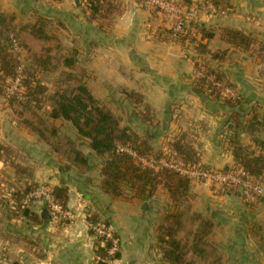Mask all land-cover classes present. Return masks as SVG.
<instances>
[{
	"label": "crops",
	"instance_id": "0c3cea01",
	"mask_svg": "<svg viewBox=\"0 0 264 264\" xmlns=\"http://www.w3.org/2000/svg\"><path fill=\"white\" fill-rule=\"evenodd\" d=\"M73 1L78 8L81 1ZM187 1L199 6L200 13L190 24L188 38L179 42L167 32L168 17L140 1L126 0L125 13L113 20L108 38L100 41L103 36L99 35L91 40V81L87 85L107 108L124 111L127 125L137 121L140 135L148 138L154 152L170 153V144L185 135L205 166L223 170L235 165L228 139L237 119L245 126L251 116L258 115L255 133L264 140V0ZM20 4L19 0H0V11L22 16L33 14L36 8L21 9ZM75 12L66 9L68 22L64 23L78 31L87 21L78 9ZM225 29L245 34L250 42L236 47L229 44L222 36ZM199 64L230 83L241 105L231 108L223 101L227 98L223 92L219 100L198 87L196 80L203 77L196 72ZM134 94L143 102L137 103L131 97ZM63 124L69 127L56 122L59 127ZM241 141L251 144L250 133L242 131ZM0 142L15 151L17 165L33 172L39 188L68 186L66 209L74 216L59 219L43 201L29 203L28 197L19 209L13 195L24 191L30 180L0 160V264H96V237L89 229L88 215L105 221L119 240L120 258L109 264H169L158 243V227L172 209L163 189L147 200L106 195L100 187L101 166L95 172L89 169L92 164L87 172L82 167L67 170L69 163L63 155L24 128L18 110L5 98L0 99ZM217 189L200 182L191 184L190 210L214 225L202 253L196 255L197 264H264V197L246 204L238 193ZM27 205L30 211L26 214ZM186 217L192 231L180 237L190 259L199 224Z\"/></svg>",
	"mask_w": 264,
	"mask_h": 264
},
{
	"label": "trees",
	"instance_id": "16d2710c",
	"mask_svg": "<svg viewBox=\"0 0 264 264\" xmlns=\"http://www.w3.org/2000/svg\"><path fill=\"white\" fill-rule=\"evenodd\" d=\"M176 3L187 8L193 6L187 0L176 1ZM87 5L88 16L92 20H115L125 13V5L120 3V0H88ZM150 8L155 12H160L156 8ZM188 30L176 41L186 40ZM21 32H27L36 40H50V35L46 32L41 19L33 24L17 26L14 14L0 11V99L9 100L11 106L19 102L23 105V110L31 109L34 105L30 111L32 116L25 117L23 111L18 112L20 124L47 141L54 151L63 155L69 163L66 167L67 170L90 166L88 156L82 151V147L86 144L95 157L100 161L103 160L100 165L102 178L100 187L106 195L112 198H124L127 191H131L135 198L147 200L152 198L159 189H163L168 195L172 207L158 227V243L164 251L163 259L169 264H197L196 255L202 253V245L207 242L214 225L202 215L194 214L195 219L193 220H196L199 226L194 233V256L188 259L185 256L187 247L180 236L184 232L187 222L186 211L190 209L187 199L192 180L170 169L155 171L143 166L136 157L119 151L118 147L124 146L148 159L158 160L160 157L166 156L164 153L152 152L147 137L137 134L127 126H122L119 116L95 99L87 84L81 83L69 91L57 89L52 93L39 83H35L33 86L28 81L30 76L28 77L26 73V67H23L20 52H13L11 46L13 37L18 41L21 50ZM222 36L225 41L235 47L246 46L251 39L239 31L230 29L223 30ZM206 37L208 36L205 35L204 38ZM48 62V57H36L37 68L46 69ZM73 62L72 59L66 61L65 65L68 70L74 68ZM19 68H22L21 74ZM196 72L203 73V77L196 80L197 86L207 89L216 99H222L225 87L233 89L230 83L225 82L219 74L212 72L203 64L197 65ZM19 75H21L19 89L12 97H9L7 91ZM63 76L72 78L73 74L67 71L63 72ZM216 83L221 86H217ZM131 97L137 103L143 102L140 95L134 94ZM223 101L231 108L241 105L238 96L235 99L224 98ZM40 104L44 108L39 106ZM47 106L50 107V110H46ZM43 111L45 114H42ZM147 115L149 116V113ZM261 120L264 121V116ZM57 121L68 124L72 135H65L67 133L62 132L64 124L59 127L56 125ZM259 123L256 114L250 117L245 126L240 123V120H236L234 129L229 131L231 135L228 139L235 165L224 168V171H228L230 168L242 169L254 181L264 182V140L258 139L255 133L256 125ZM242 131L250 133L251 144L247 145L241 141ZM253 147L259 148L260 152L257 153ZM14 157L15 151L0 142V160L10 163L17 175L25 176L30 180L24 191H17L13 195L18 208L21 209L27 197L29 203L37 199L31 197V194L39 186L33 180V172L26 167L17 165ZM168 157L181 162L185 167L207 169L201 162L198 151L187 142L185 135L170 144ZM229 188L230 191L236 189ZM52 196L62 208L66 209L70 199L69 187L65 184L54 187ZM28 205L23 209L26 214L30 211ZM88 220L99 223L94 215H88ZM104 225L109 228L106 224ZM96 247V264H109L110 261L120 258L118 251L114 255H109L111 243L103 238L96 237Z\"/></svg>",
	"mask_w": 264,
	"mask_h": 264
},
{
	"label": "rangeland",
	"instance_id": "374dc122",
	"mask_svg": "<svg viewBox=\"0 0 264 264\" xmlns=\"http://www.w3.org/2000/svg\"><path fill=\"white\" fill-rule=\"evenodd\" d=\"M19 1L22 3L19 5L21 9L27 10L29 7H31V5L36 8L34 10L35 12L33 11V14L30 15L27 14V12L22 16L21 15L18 16L17 14L13 13L16 16L17 26H26L30 23L33 24L34 22L41 19L42 23L46 28V32L50 35V40L42 41V40L34 39L27 32H21L20 39L22 41V48L19 52H20V58L23 63V67L24 68L26 67L27 70L26 73L28 77L30 76V79L28 78L29 80L28 79L27 80L31 82L33 86L35 83L41 84L51 93L56 91L57 89L60 90L65 89L69 91L74 87L79 86L81 83L89 84V82L91 81V72H90L91 69L89 65V58L91 56V49L93 45L91 40L93 36L95 39H98V36L100 35L103 37L99 38V40L105 41L106 38H108L107 35L111 34L113 20L90 19L88 16V5H87L88 0H79L81 1V3L80 6H78V8L75 7V3L73 0H67L68 3L65 0H36V1L33 0V2L31 1L26 2V0H24V2L22 0ZM125 1L126 0H120V3H123L125 5ZM174 1L179 2L181 0H174ZM20 8L17 10L19 11ZM44 8H50L49 9L50 11L48 12ZM65 8L68 9L74 15L76 14L75 12L76 9H78L80 12L78 14L80 15L84 14L83 17L84 20L87 21V23L85 24V26H82L81 30L77 31L76 26H72V25L70 26L69 24L68 26H66L68 20L65 18V16L67 15L65 13L66 10ZM64 22H66V24ZM171 25H172V20H171ZM167 32H170L171 34L170 29ZM38 56L46 57V58L48 57L49 62L47 63L46 69H43L42 67L40 68L36 67L37 66L36 57ZM68 59L74 60L73 62L74 68L73 69L71 68V70L73 71H71L70 69L68 70L65 65ZM67 71L73 74L72 78H66L63 76V72H67ZM43 103L44 101L42 102V104ZM42 104H40L39 106L44 108ZM22 106H23L22 104L17 102L16 104H14V109H17L18 112L23 111L25 117L33 115L30 111L32 110V108H34V105L31 107V109L28 108L27 110L25 109L23 110ZM46 110L49 109L46 108ZM42 114H45V111H43ZM116 114L119 116L122 126L124 127L127 126L140 135L141 130L137 121H135L134 124H132V126H129L127 125L124 111L116 112ZM133 116H137V115H133ZM68 128L69 127L63 128L64 129L63 133H67L65 135L71 134V130ZM61 136L63 137V135ZM82 151L84 152L85 155L88 156L90 161L89 163L92 164L93 168H89V167L88 168L93 169L91 171L95 172L94 170L95 167L100 166L102 162L100 161V159L95 157L90 152V149L86 144L82 147ZM153 151L154 149L152 148V152ZM164 154L166 156H169L170 153H164ZM206 168L209 170H217V169L209 168L207 166ZM84 169H86V172L88 171L87 168ZM200 183L207 184L214 189L218 188L217 190L219 191L221 189L225 191H230L229 187L205 183V182H200ZM158 191L155 193L154 196L157 195ZM231 191H234L236 194L239 192L238 189L235 190L232 189ZM238 194L240 195L241 199L244 201L240 192ZM129 198H135V196L131 191H127V194L125 195L124 198H118V199H129ZM164 200L165 198H163L162 203H165ZM168 201L170 202L169 198ZM186 212H187L186 215L189 218H192V220L195 219L194 216L195 213H192L190 209L187 210ZM97 222L101 224H106L105 221L98 219ZM191 225H192L191 220L187 219V222L185 223L184 231H188V230L192 231Z\"/></svg>",
	"mask_w": 264,
	"mask_h": 264
},
{
	"label": "built area",
	"instance_id": "2783aa9c",
	"mask_svg": "<svg viewBox=\"0 0 264 264\" xmlns=\"http://www.w3.org/2000/svg\"><path fill=\"white\" fill-rule=\"evenodd\" d=\"M147 6L158 9L161 13L172 20L170 28L171 37L176 40L181 35L185 34L190 24L195 21L200 13V7L193 5L191 7H183L178 5L174 0H141ZM12 50L15 53L20 51L19 43L12 37ZM22 68H19L21 74ZM21 82V75H19L8 89L7 93L9 97H12L15 92L18 91ZM217 86H221L216 83ZM224 95L227 98L235 99L237 97L236 92L225 87L223 90ZM118 150L126 152L137 158L138 162L143 166L159 171L162 169L173 170L183 176H186L192 180V182H205L210 184H216L220 186H227L236 188L239 190L242 198L247 204H255L264 197V186L261 182H256L242 169L230 168L228 171L224 170H209L201 168L185 167L181 162L174 160L168 156L160 157L158 160L148 159L144 156H139L134 150L129 147L119 146ZM31 197L37 198L43 201L49 212L61 219H72L74 216L68 210L62 208L52 196V190L49 188L40 187L31 194ZM88 226L93 235L97 238H103L111 243L109 250L110 255H114L119 247V240L115 237L110 228H107L104 224L88 222Z\"/></svg>",
	"mask_w": 264,
	"mask_h": 264
},
{
	"label": "water",
	"instance_id": "95a60500",
	"mask_svg": "<svg viewBox=\"0 0 264 264\" xmlns=\"http://www.w3.org/2000/svg\"><path fill=\"white\" fill-rule=\"evenodd\" d=\"M230 127H231V126H230ZM46 214H48L47 211L44 213V217H45Z\"/></svg>",
	"mask_w": 264,
	"mask_h": 264
}]
</instances>
